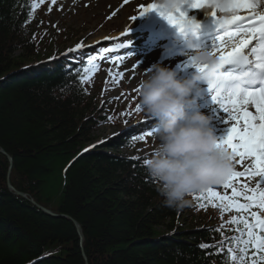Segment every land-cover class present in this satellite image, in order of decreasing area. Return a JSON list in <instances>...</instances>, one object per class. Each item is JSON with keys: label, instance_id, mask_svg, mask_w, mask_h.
Masks as SVG:
<instances>
[{"label": "trees", "instance_id": "trees-1", "mask_svg": "<svg viewBox=\"0 0 264 264\" xmlns=\"http://www.w3.org/2000/svg\"><path fill=\"white\" fill-rule=\"evenodd\" d=\"M27 5L0 0V147L13 158L15 187L60 216L9 192L0 154V264H30L43 253L51 255L37 264H221L207 254L215 249L198 246L219 234L179 226L181 209L164 205L160 182L141 162L97 148L78 155L96 124L77 82L48 71L7 77L66 43L32 46Z\"/></svg>", "mask_w": 264, "mask_h": 264}, {"label": "snow or ice", "instance_id": "snow-or-ice-1", "mask_svg": "<svg viewBox=\"0 0 264 264\" xmlns=\"http://www.w3.org/2000/svg\"><path fill=\"white\" fill-rule=\"evenodd\" d=\"M43 3L44 0H32V12L25 23L33 18L35 9ZM51 3L55 4L56 0H51ZM185 5L192 9L210 7L213 10L207 14L214 18V22L221 29L211 48L217 70L206 81V86L213 104L217 106L219 112L226 114L227 118H224L223 123L228 125L227 131L218 139V146L229 151L233 161L231 171L220 183L191 193L196 211H207L209 206L217 208L222 220V223L213 229L215 233L220 234V239L212 243H200L198 246L201 249H215V253L207 254L221 255L223 257L221 264H264V0H260L259 3L257 0H171L168 6L154 2L146 6L140 5V11L128 19L135 21L138 16L155 10L179 30H183L186 23L198 27L194 19H189L187 11L184 10ZM48 10L51 11V7ZM242 10L247 14L241 15ZM217 11L225 15L217 16ZM116 14L113 13V16ZM130 30L131 26H126L120 34L121 38L126 37ZM126 43L128 41L124 40V43L117 46L124 48ZM85 47L90 46L85 45L83 41L78 42L63 55L68 56V53L79 52ZM55 59L58 57L49 58ZM69 59L75 61L77 65L81 63L79 57L73 56ZM114 59L121 60L123 57ZM94 61L95 57L89 55L87 66L73 68L72 64L68 63L65 70L68 75H78L79 83L83 86L91 83L93 74L99 68ZM189 65L198 71L207 69V65L196 63L192 56H188L185 66ZM138 66L139 61L133 65V69ZM109 75L112 76L111 70ZM117 75L122 77L123 73ZM82 90L85 94L88 91L87 88ZM134 91L138 94L139 87ZM115 99L118 100L120 97ZM106 103L108 101L102 102V105ZM134 111H142L139 102L135 104ZM120 115L130 117L133 111L121 112ZM106 119L111 122L115 117L108 115ZM145 122L147 129L134 136V140L143 141L146 137L153 136L151 119L145 117V121L138 123ZM124 123L127 125V120ZM120 135V132L113 134ZM111 139L112 137H108L97 144L103 145ZM95 147L97 145L90 146ZM83 151L87 152L89 149ZM130 159L141 160L138 156ZM146 161L147 158L142 159V165H146ZM249 177L256 178L254 187L241 179ZM217 185L223 186L222 192L215 189ZM226 212H234L235 215H230L229 219L224 221L223 215ZM226 231L234 232L235 235H226ZM48 255L51 254H45ZM30 264H37V261H31Z\"/></svg>", "mask_w": 264, "mask_h": 264}, {"label": "clouds", "instance_id": "clouds-1", "mask_svg": "<svg viewBox=\"0 0 264 264\" xmlns=\"http://www.w3.org/2000/svg\"><path fill=\"white\" fill-rule=\"evenodd\" d=\"M160 3L168 6L171 0ZM183 30L191 33L186 36L187 47L192 50L187 55L207 69L181 76L174 68L153 64L138 91L144 116L156 121V144L146 167L160 182L158 191L164 205L177 210L191 203V193L220 183L233 167L230 152L218 146L211 115L193 110L205 91L204 84L217 70L215 56L211 49L193 42L196 25L186 23Z\"/></svg>", "mask_w": 264, "mask_h": 264}, {"label": "rangeland", "instance_id": "rangeland-1", "mask_svg": "<svg viewBox=\"0 0 264 264\" xmlns=\"http://www.w3.org/2000/svg\"><path fill=\"white\" fill-rule=\"evenodd\" d=\"M97 2V5H95V9L98 10L101 8V11L99 13H97L96 11H93V10H85V8H83L82 5H79L77 6L79 9V11H77L76 13V16L71 18L70 20H68V25H71L72 27L74 28H78V29H81L83 27V22L85 23V25H88V27L90 28H96V31H94L93 35L92 36V39H96V38H99L101 36H103L104 34H107L106 32H104L105 30L103 29H97L98 27V22L96 21V18L95 20L93 19V16L96 15L99 19L102 20L104 14L107 10V6L109 5H112L111 8H113L114 4H117L120 0H115L113 3H110V0H95ZM110 3V4H109ZM101 4V6H100ZM83 8V9H82ZM109 8V9H111ZM131 12V10H130ZM121 18H119L118 16L112 20H110L111 22L113 23H119V20ZM123 19V18H122ZM121 19V20H122ZM89 21V22H88ZM125 21L121 24L120 28L124 27L125 26ZM45 26V25H44ZM112 26V24H109L108 22V25L106 27H110ZM93 29V30H94ZM90 30V29H89ZM89 30L87 32L84 33V36L86 35V37H90L92 33L88 34ZM42 33H45V32H42ZM70 44V43H69ZM140 81H141V78L140 77H137L135 78L132 82H129L127 81L126 84H123V87L120 86L119 87V90L117 92H115V97L119 95V91L120 90H127V91H131L133 89H136L138 88V85L140 84ZM94 132L92 134H94V136L96 137L95 139H97L98 137H106V136H110L111 134H114L116 132V130L113 128H110V127H102V126H99V128H95V130H93ZM54 177H58L56 175H54ZM54 180V179H53ZM188 214V213H186ZM185 213L184 215L187 216ZM184 215H182L181 217V220H183L186 224H185V227H188L190 226L191 224H193V219H190L188 217H185ZM189 222V223H188ZM84 258L87 259L86 255H84ZM33 261H36L33 260Z\"/></svg>", "mask_w": 264, "mask_h": 264}, {"label": "water", "instance_id": "water-1", "mask_svg": "<svg viewBox=\"0 0 264 264\" xmlns=\"http://www.w3.org/2000/svg\"><path fill=\"white\" fill-rule=\"evenodd\" d=\"M0 152L3 153V154H6L3 149H0ZM6 155H7L8 159H9V161L12 163V157H10L8 154H6ZM49 214H51V213H49ZM73 222H74V224L77 227V230H78V233H79L80 237H82V232H81V229H80V226H79L78 222H76L75 220Z\"/></svg>", "mask_w": 264, "mask_h": 264}, {"label": "bare ground", "instance_id": "bare-ground-1", "mask_svg": "<svg viewBox=\"0 0 264 264\" xmlns=\"http://www.w3.org/2000/svg\"><path fill=\"white\" fill-rule=\"evenodd\" d=\"M8 176V175H7Z\"/></svg>", "mask_w": 264, "mask_h": 264}]
</instances>
